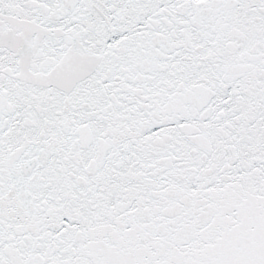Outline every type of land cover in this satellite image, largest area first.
<instances>
[{
    "label": "snow or ice",
    "instance_id": "6c2138e0",
    "mask_svg": "<svg viewBox=\"0 0 264 264\" xmlns=\"http://www.w3.org/2000/svg\"><path fill=\"white\" fill-rule=\"evenodd\" d=\"M0 264H264V0H0Z\"/></svg>",
    "mask_w": 264,
    "mask_h": 264
}]
</instances>
